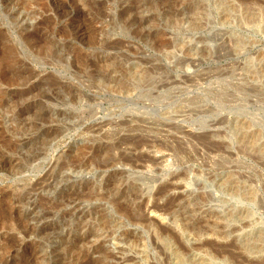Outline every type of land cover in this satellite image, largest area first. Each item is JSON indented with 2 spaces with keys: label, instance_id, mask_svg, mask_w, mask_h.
<instances>
[{
  "label": "rangeland",
  "instance_id": "obj_1",
  "mask_svg": "<svg viewBox=\"0 0 264 264\" xmlns=\"http://www.w3.org/2000/svg\"><path fill=\"white\" fill-rule=\"evenodd\" d=\"M106 1L88 10L85 0H0V264H58L59 253L68 257L66 240L78 219L58 226L74 204L55 209L53 203L62 190L103 184L119 171L153 193L179 182L181 189L167 194L183 190L175 202L182 205L181 221L168 217L158 224L184 248L192 249L200 227L214 224L229 234L244 264H264V7L248 5L247 12L220 9L216 0ZM134 106H152L155 115L132 122L127 110ZM237 106L248 115L236 117ZM210 107L219 113L194 124ZM169 123L210 134L219 150L209 154L193 138L180 153L122 145L113 154L143 153L153 160L139 167L96 164L97 141L113 145L136 133L151 141L182 139L173 129L168 133ZM130 125L142 130L129 132ZM61 160H71V167L59 170ZM77 204L79 211L115 214L107 201ZM147 224L122 219L99 233L113 259L189 264V256L182 261L156 240L159 225L154 231ZM128 232L143 237L139 249L125 240Z\"/></svg>",
  "mask_w": 264,
  "mask_h": 264
},
{
  "label": "bare ground",
  "instance_id": "obj_2",
  "mask_svg": "<svg viewBox=\"0 0 264 264\" xmlns=\"http://www.w3.org/2000/svg\"><path fill=\"white\" fill-rule=\"evenodd\" d=\"M104 1L107 2L106 0H104ZM85 2H86L85 7H87L88 10H91V9L96 10V7H97V9L98 8L100 9V5L102 3V0H85ZM103 4H105V3H103ZM254 4H256L257 6L260 5V6L264 7V0H216L215 1V5L218 6V8H220V9L223 6H224V8L226 6H228V8L229 7L231 8L232 6H234V8L235 7L239 8V10H245L246 9L247 12H248V5H254ZM102 9H101V11H102ZM258 9H260V8H258ZM216 10H218V9L216 8ZM263 10H264V8H263ZM93 12H96V11H93ZM97 12H99V11H97ZM243 12H246V11H243ZM247 12L244 14L248 15ZM257 12L260 13L259 11H257ZM94 15H95V13H94ZM220 17L222 18V16H220ZM253 17L255 18V14ZM224 18L225 17H223V20H224ZM244 18H247V17H244ZM256 18H258V16ZM233 21H235V20H233ZM240 21H242V20H240ZM147 96L153 104L157 102V100L151 95V93H148ZM215 98L219 99L218 96ZM218 106H221V105L218 104ZM242 108H241V106L240 107L237 106L232 111L233 113H235L237 115L236 117H241L246 113L245 111L242 110ZM127 111L133 112V121L132 122L143 123V122L147 121V118L145 116L153 118V116L155 115L153 112L152 106L146 107V109L144 111H141L139 108H136L134 106V107H129ZM216 113L217 114L219 113V108L216 111L214 108L210 107L208 111L204 112V114H206V115H203L200 113V115L198 117H196L194 124H196L198 126L205 125L206 121H207V117L210 114H216ZM245 115H248V114L246 113ZM116 125H117V127H121V126H124L127 124L126 123L125 124L119 123ZM167 126H169L168 127V129H169L168 133H170V130L173 129V130H175V132H179L180 134H182L183 138L182 139L176 138L172 142L171 141L170 142L169 141H153V140L151 141L142 135L141 136L136 135V134H138V133H136L135 135H131V134L128 135L127 134L125 136L119 137L117 139V141L115 142V144H113V145L111 144V145L107 146V145L103 144L102 142L97 141L98 143L96 145H94V143H93L92 147L95 149L94 150L95 151V157L96 156L98 157L97 158L98 162L96 160H93V161H96L97 162L96 164L98 166H100L101 168H110L117 163H119L121 165H125V166L131 165V166L135 167L136 165H138L139 162H145L144 164H146V162H150L153 159L145 156L143 153H140L139 155H135L133 153L119 152L118 156H116L115 154H113V150L117 151L119 148H122V145H125L126 146L125 148H131L132 150H135V151L136 150L137 151L142 150L144 148L158 147L160 149L172 150L175 153H180L183 149L182 148L183 145L187 143L186 141L188 139L190 141L191 140L190 138L195 139L197 144L204 146L208 150L209 154H215L219 150V147H217L214 143H212L210 141V134H208V133H202V134H194L193 133L192 134V133L184 132L183 130L179 129L174 124L169 123V124H167ZM140 128H142V127H140L139 125H130L129 132L133 133V131H135L137 129L142 130ZM167 137H169V136H167ZM84 158H86V157H83V159ZM70 161L69 160L68 161L61 160V162H58L59 170L64 169L67 166L69 167L71 165V163H69ZM141 165L143 166V163ZM139 166L140 165H138V167ZM90 167H91V165H90ZM80 170H81V168H80ZM180 176L178 178H181ZM128 179L129 178H127V179L124 178L123 171L122 172L119 171L118 173L108 177L104 181L103 184H101V182L98 184L88 182V183L84 184L85 186L83 189L82 188L76 189V187H75L76 190H73V189L71 190V188H70L69 191H67V190H66V192H65V190L61 191L60 198L58 199L57 202L53 203L54 204L53 207L55 209H63L64 208L63 206H66V207L67 206H73V204H74V206L70 207L69 210L65 209L63 211L62 223H61V225L59 224L60 226H58V224H57V226L63 228V227H66V225H68V227H71L70 226L71 222L73 220H75L76 218L78 219V220H76L78 222L75 223V228L73 230H71L74 234L72 236L70 235V237H68L66 240V248L65 249L67 251V254H69L68 257H69V260L71 263L74 262V264H111V261L113 262V260L115 259L114 264H132L131 262L134 261V258H133L134 255L132 257H128V256L125 257L123 255V256H116L114 259L112 258V257H114L112 254L113 252L110 253V251H108V248L107 247L105 248L104 240L101 239V235L99 233V229L102 226L106 229V227H108V226L112 227V225H116L117 221L125 219L126 221H128V223L130 225H135V226H143V225L148 223L146 225V227L147 226L148 227H150V226L155 227L152 229H154V231H156L158 229H156L155 225L156 224L159 225L158 223L160 221L166 222L168 217H169V219L172 218L173 221H175V222H177L178 220L181 221L179 219L180 218L179 217L180 216V214H179L180 209L179 208H182L181 207L182 205L179 207L180 204L176 205L177 203L175 204V202L177 201V199L178 200L180 199L179 197L183 194L182 193L183 190H182V192L180 191L179 194L177 193L178 196L177 195L175 196L174 195L175 193H174V194H172L174 196L171 195L169 197L167 194V193H169V190L172 188H175L178 190L181 189L182 186L179 184V182H178V184H174V183H176V182H174L173 184H169V185L167 184L168 186H160L158 188V190L153 193L148 189L144 190L142 188V185H141L142 183L140 182L141 183L140 184L137 182L138 178H136L137 180L136 179L128 180ZM143 184H145V183H143ZM184 196H186V195L184 194ZM165 197H169L167 202L165 201L164 204H160L161 202H159V199H161V198L166 199ZM93 198H94V200L99 199V200H103V201H107V202L111 203L112 206L114 207L115 214H109V213L104 212L103 210H99V211L94 213L92 211L93 209L91 211H88V210L85 211L83 209L79 211V209H80L79 205H81V204H79V205L77 204L78 205L77 206L76 203L78 201H85V203H86V201H91V200H93ZM184 205H185V203H184ZM146 210H149L150 215H152L150 217H152V218H150L146 214ZM95 211H96V209H95ZM209 216L215 217L216 213L211 212V215H209ZM93 218L97 219V222L94 220L96 223H90ZM163 224H165V223H163ZM160 225L158 226V228L162 229L163 226L161 227ZM27 227H29V226L27 225ZM191 227H193V226H191ZM61 228H59V229H61ZM42 229H44V227ZM42 229L39 228L37 231L39 232ZM199 229H198L199 230L198 233H200L201 237L198 236L200 238L197 240H196L197 237L195 238V243H193L194 246H193V244L191 245L192 249L184 248L183 247L184 245L182 246V244H179L177 242V238L174 239L175 238L174 236H176V235L173 236L172 233H170V231H168L167 229L166 230H164V229L159 230L158 233L156 231L157 234L155 233V235L156 236L158 235V237H156L157 238L156 240L158 241L159 239H161L162 242L160 240L159 241L163 245H167V247H169L173 251L172 254L173 255L175 254V257L177 255L179 257V259L181 258V260H182V257L189 256V259H190L189 264H217V263L244 264L245 263L246 260L242 259L240 257V255L237 254L232 249L233 244L229 242V240H230L229 234L227 232H225L224 230H221L220 228H218V225L209 224L206 226H202ZM32 230L33 229H31L29 227L28 232H32ZM133 233H129V232L124 233L125 234L124 238H125V240H127V242H129L131 244V246L138 248V245H141L142 243L144 244L145 241L142 240L143 237L141 235L137 236V235H134ZM174 233H176V232H174ZM194 233H195V231H194ZM194 233H193V235H194ZM106 234H107V232H106ZM196 234H197V231H196ZM103 235H104V233H103ZM120 250H121V248H120ZM126 250H128V249H126ZM187 250L191 251V253L189 255H187V253L189 252ZM120 252H122V251H120ZM95 256H97V257H95ZM68 257L63 256V255H61V253H59V263L58 264H62L63 260H64L63 264L68 263L69 262V261H67ZM178 257L175 260H178ZM111 258L113 260H111ZM184 258L182 261H184ZM175 260H173V263ZM181 260H179V261H181ZM133 263H135V262H133ZM247 264H248V262H247Z\"/></svg>",
  "mask_w": 264,
  "mask_h": 264
}]
</instances>
